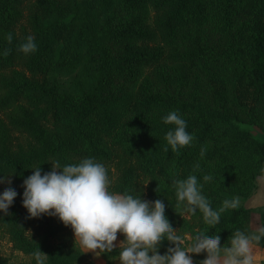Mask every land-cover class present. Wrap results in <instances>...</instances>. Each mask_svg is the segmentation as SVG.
Segmentation results:
<instances>
[{
	"label": "trees",
	"instance_id": "1",
	"mask_svg": "<svg viewBox=\"0 0 264 264\" xmlns=\"http://www.w3.org/2000/svg\"><path fill=\"white\" fill-rule=\"evenodd\" d=\"M119 8L130 16L116 20ZM205 25L224 36L222 45L205 40ZM29 35L37 50L26 55L18 47ZM60 76H71L67 85ZM170 111L194 137L178 152L163 150L174 126L162 117ZM0 114V177L11 179L0 185L17 192L8 214L0 212V226L16 250L32 257L13 263L0 254V264H37V252L45 264H96L63 237L70 227L52 216L28 218L22 206L32 169L43 174L55 162L84 158L114 163L109 191L160 199L174 229L219 235L226 246L237 230L255 232L253 211L264 226V205L226 210L214 226L197 210L188 214L198 223L194 230L181 218L186 212L177 207L173 180L196 175L214 210L256 189L264 169V140L252 131L264 130V0H0ZM126 116L130 125L122 123ZM139 175L147 179L145 196ZM253 245L264 248V239ZM173 246L165 239L157 251ZM120 251L117 245L99 254L115 264ZM205 257L194 253L193 264Z\"/></svg>",
	"mask_w": 264,
	"mask_h": 264
},
{
	"label": "clouds",
	"instance_id": "2",
	"mask_svg": "<svg viewBox=\"0 0 264 264\" xmlns=\"http://www.w3.org/2000/svg\"><path fill=\"white\" fill-rule=\"evenodd\" d=\"M11 44L13 36L7 34ZM37 50L34 37L29 35L18 47V51L29 54ZM11 49H5L7 56ZM165 125H173L165 134L166 146L178 152L191 144L193 136L186 131L187 123L177 111H170L162 117ZM206 149L202 148L203 157ZM199 169V164L194 170ZM40 166L32 169V174L23 180L22 206L27 210L28 218L42 215L58 218L63 225L71 228L74 240L83 252L105 253L117 247L118 234L123 236L120 242V264H193L190 253H206L199 264H253L252 246L264 239V226L255 232L246 234L237 230L230 239L229 246L221 245L220 236H209L197 232L192 236L189 246L184 247V239L175 234L165 216V204L157 199L148 201L140 196L119 194L109 191L110 180L106 167L93 158H84L78 164L61 166L59 162L51 164V171L41 174ZM211 175H204L203 181L210 182ZM0 183L11 184L10 176L0 177ZM177 207L194 215L202 213L205 224L214 226L220 216L229 209L240 206L239 198L224 200L218 210H214L208 199L201 193L202 185L196 175L185 179L173 180ZM256 193L264 192V169L256 176ZM17 192L11 187L0 193V212L8 214ZM179 214V213H178ZM180 215V214H179ZM169 241L165 254L157 249L163 240ZM37 264H45V257L35 253Z\"/></svg>",
	"mask_w": 264,
	"mask_h": 264
},
{
	"label": "rangeland",
	"instance_id": "3",
	"mask_svg": "<svg viewBox=\"0 0 264 264\" xmlns=\"http://www.w3.org/2000/svg\"><path fill=\"white\" fill-rule=\"evenodd\" d=\"M129 16H130L129 12H127L125 9L119 8L115 12V19L119 20V21L123 20ZM203 34H204L205 40H207L208 43H212V44L219 45V46L223 44L224 36L220 37V34L218 33V31L215 28H213L212 26H210V25L206 26L205 25L203 27ZM196 73H197V82H198L197 87H200V92L205 93V90L207 89L208 84L205 83V80H204L202 73H200L198 70ZM70 77L71 76H60V80L65 85H67L69 80H70ZM190 85H192V84H189V86L185 87V92H189L192 90ZM122 120H123L122 123L125 122L127 125H130L132 122V119L129 116H126ZM0 125L6 126L5 120L1 114H0ZM252 131L257 137L264 140V130H262L261 128H259L257 126H252ZM105 167H106L107 172H108L109 180L111 181L112 178H114L113 173L116 172L115 167H114V163H112V162L108 163L105 165ZM139 182H140V186L142 188L143 195L145 196L146 185H147L146 177H144L143 175H139ZM3 191H4V189L0 185V193H2ZM247 198L244 199V198L239 197L240 205H243V203L245 202V200ZM246 205H247V203L244 204V206H246ZM41 217H49V216L42 215ZM41 217L36 218L35 221L39 220ZM181 218H183L185 221H188L189 225H193L192 229L196 230L199 228L198 223L195 220H192L188 216L187 213H183ZM260 223H261V221H260L259 213L256 211H253L251 214V217H250V227L254 231H256V229H258L260 227ZM29 230L30 229L28 228V231ZM175 232L177 233V235L181 236L184 239V245L183 246L184 247L189 246V244L191 243L190 238L192 237L191 230H189V229L186 230V229H182V228H180V229L175 228ZM63 237H67L68 239H72L73 241H75L74 236H73V232L71 229L67 233H65L63 235ZM58 239H60V238L58 237ZM122 240H123V236L118 234V237H117V240L115 241V243L117 245H120V242ZM55 242H57V240H55ZM76 243L78 244V242H76ZM229 244L226 246H229ZM253 247L256 248V250H252L253 264H264V248L256 246V245H253ZM88 253L90 254V252H88ZM0 254L3 258H5L9 262H13V263H17V262H21V261L29 262L32 259V257L30 255L23 254L22 252L16 250L12 246L7 233L3 230V228L1 226H0ZM96 254H99V253L97 252ZM193 254L194 253H190L189 255L192 257ZM97 259H100L102 264H105L104 259L101 255H99L97 257ZM95 262H96V264H98L99 261L95 260ZM115 264H120L119 258L115 259Z\"/></svg>",
	"mask_w": 264,
	"mask_h": 264
},
{
	"label": "crops",
	"instance_id": "4",
	"mask_svg": "<svg viewBox=\"0 0 264 264\" xmlns=\"http://www.w3.org/2000/svg\"><path fill=\"white\" fill-rule=\"evenodd\" d=\"M245 203H247V205L245 206L246 208H255V207L263 206L264 205V192L257 194L256 189H255L253 191V193L250 196H248V198L245 200V202L243 203V206ZM252 250H256V248L252 246ZM99 255L100 254H96V253L94 254V253L90 252V256L92 257L94 262H95V260H97V261H99L98 264H102L100 259H97V257Z\"/></svg>",
	"mask_w": 264,
	"mask_h": 264
}]
</instances>
